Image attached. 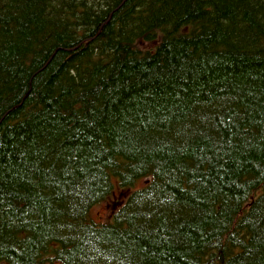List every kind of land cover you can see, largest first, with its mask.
<instances>
[{
    "label": "trees",
    "instance_id": "1",
    "mask_svg": "<svg viewBox=\"0 0 264 264\" xmlns=\"http://www.w3.org/2000/svg\"><path fill=\"white\" fill-rule=\"evenodd\" d=\"M0 264H264V0H0Z\"/></svg>",
    "mask_w": 264,
    "mask_h": 264
},
{
    "label": "rangeland",
    "instance_id": "2",
    "mask_svg": "<svg viewBox=\"0 0 264 264\" xmlns=\"http://www.w3.org/2000/svg\"><path fill=\"white\" fill-rule=\"evenodd\" d=\"M147 181H148L147 179L146 180L142 179V180L138 181L135 184L134 189H140V188H142L146 184ZM116 189H117L116 190V194H115V196L111 200H109L107 202H104V203H101V204H99V205H97V206H95L93 208V210L91 212V217L96 222H99L100 223V222H106V221H108L110 219L111 215H112L111 214V211H112V202L121 199L122 198L121 195L124 196V193L125 192H128V191H122L121 189H118V188H116Z\"/></svg>",
    "mask_w": 264,
    "mask_h": 264
}]
</instances>
